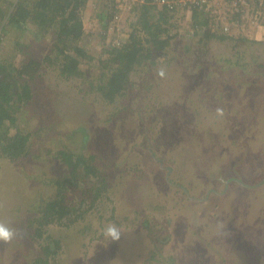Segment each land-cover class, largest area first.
I'll list each match as a JSON object with an SVG mask.
<instances>
[{
  "label": "rangeland",
  "instance_id": "obj_1",
  "mask_svg": "<svg viewBox=\"0 0 264 264\" xmlns=\"http://www.w3.org/2000/svg\"><path fill=\"white\" fill-rule=\"evenodd\" d=\"M208 1L214 2L215 24L216 20L223 24L222 16L230 15L226 0ZM106 2L89 0L80 10L88 33L82 43L95 56L106 46L121 45L136 16L132 9L122 10L117 21L113 19L105 30L96 12L106 9ZM173 14L172 20L180 31L174 42L177 52L168 63L166 56L160 57V62L149 70L151 74L143 79L145 85L156 86L143 89L148 92L145 101L151 100L148 108L152 113L157 111L156 119L149 122L151 136L158 137L156 140L149 142L141 130V109L146 108L141 106V96L125 103L127 107L133 104L134 109L127 119L112 123L113 119H106L109 110H114L112 106L94 102L90 118L69 117L62 124L70 141L73 126L88 122L90 137L98 142V152L108 163L109 197L81 221L84 223L50 228L65 249L60 254V264H143L145 259L151 264H170L172 260L175 264H264V68L257 69L256 62L237 67V60L246 58L250 51L262 52L264 59V50L260 44L250 42L212 40L206 54L186 55L187 43L197 37L183 34L188 33L193 21L192 11L184 7ZM249 14L236 16L230 30L219 31L264 41V15L257 13L253 18ZM9 30L4 33L9 36L4 46L13 56L11 59L21 65L34 57L43 66V77L34 85L33 104H27L28 112L23 110L22 117L23 121L29 118L37 124L31 114L53 112L44 100L56 91L49 84L56 83L60 90L69 89L72 95L77 91L58 80L56 72L43 61L50 43L38 40L29 29L21 37L32 45L27 53L14 46L20 38L19 30ZM160 70L163 76L159 75ZM240 80L247 83L242 87L236 83ZM254 95L255 100L248 101ZM218 108L226 110L225 116L217 113ZM227 110L231 111L228 117ZM251 110L261 112L259 119L253 118ZM75 114L70 112L71 116ZM236 121L241 129L230 131L234 138H224L227 126ZM180 125L182 130L164 133L165 129H178ZM114 126L123 127L126 134L113 135ZM213 126L218 139L212 141L209 131ZM80 134L76 133L77 138ZM39 142L23 161L12 163L0 157V222L18 231L10 243L0 242V264H33L39 245L26 231L27 218L33 213L34 202L57 192L51 180L67 171L56 155L60 148L58 138L50 134ZM145 219H150L148 225ZM110 223L121 231L118 242L103 235ZM84 226L87 229L82 231ZM155 236H170V240L158 244Z\"/></svg>",
  "mask_w": 264,
  "mask_h": 264
},
{
  "label": "trees",
  "instance_id": "obj_2",
  "mask_svg": "<svg viewBox=\"0 0 264 264\" xmlns=\"http://www.w3.org/2000/svg\"><path fill=\"white\" fill-rule=\"evenodd\" d=\"M251 1L258 3L256 0ZM88 3L89 0H0V157L12 163L23 161L33 153L39 141L48 138L51 134L53 138H58L60 148L56 155L67 168L65 174L51 180L52 184L57 186V192L45 200L34 202L33 213L27 218L26 231L39 245V252L35 255L33 264H60V254L65 249L62 240L56 237L50 228L53 225L69 228L84 223L81 221L88 218L95 208L98 209L105 202L109 192L108 163L98 152V142L90 137L88 122L83 121L73 126L71 130L73 140L67 141L69 134L61 128L64 120H68L69 117H73V120L82 116L90 118L89 114L94 109L91 103L98 102L107 107L112 106L114 110H109L106 119L109 121L113 119L112 123H115L117 120L127 119L130 112L134 111L133 104L127 107L125 103L129 100L133 102L134 97L141 96V106L146 107L145 110L141 109L142 115L139 121L141 130L146 140L149 142L156 140L158 137L151 136L152 128L149 122L151 119H156L157 111L152 113L151 108H148L151 100L145 101L148 99V92L143 91L144 88L148 91L156 86L154 83L145 85L143 79L151 74L149 70L160 62V57L166 56L165 60L168 63L172 60L173 53L177 52L174 42L180 36V31L177 22L172 20L174 7L159 6L145 1L138 2L129 9H132L136 16L130 21L131 30L121 45L106 46L97 56L91 54L82 43L83 37L88 33L80 14L81 8ZM104 7L106 9L103 8L101 12L96 13L101 18L102 27L107 30L117 12L115 0H108L104 3ZM260 10L256 8L251 15L257 13L264 15V11L260 12ZM191 11L193 21L187 30L188 33L183 34L185 37H197L187 43V49H184L186 55L195 53L198 57L199 52L206 54L209 41L212 40L250 42V45L260 44L264 50L262 40L221 32L223 25L217 20L215 24L213 20L216 11L210 14L199 7H192ZM232 15L235 16L233 21L236 20V15L242 17L241 14L230 11L229 17ZM10 28L19 30L20 38L14 46H18L24 52L30 53L28 50L32 46L25 38L21 39L29 29L34 31L38 40L50 43L43 61L56 72L58 80L68 83L77 91L72 95L69 89L60 90L56 83L49 84L56 91L54 90L55 93L46 96L44 100L48 101V107L52 108L53 112L42 111L41 113L47 114L40 116L35 112L31 114V117L37 118V124L28 121L29 118L23 121L22 117L25 113L23 110L27 111V104H33L34 85L43 77L40 71L43 66L34 57L25 59L21 65L11 59L13 56L4 46L5 38H9L4 36V33L9 32ZM261 54L262 52L250 51L246 58L237 60V67H248L252 62H256L257 69L264 68ZM255 59L256 61H252ZM147 64L150 66L147 67ZM245 81L240 80L236 83L243 87L247 83ZM261 94L263 96V92ZM223 97L222 101L227 103ZM256 97V95L250 96L248 101H254ZM70 112L76 114L71 116ZM230 112L227 110V117ZM250 112L253 118L259 119L260 111ZM251 118L250 116L249 119ZM187 119V124H190L191 117L188 116ZM241 127L236 121L227 126L222 136L228 138L232 129H241ZM174 130L170 127L169 130L165 129L164 133L167 131L170 135L182 130V126ZM78 131L82 134L77 138ZM113 131H115L113 135L126 134L123 127ZM209 133L212 141L218 139L214 126ZM229 137L234 138L235 135ZM104 139L102 138L101 143ZM49 150L51 151V148ZM223 195L227 196V192ZM112 216H115L114 210ZM116 220L119 222V219ZM148 222L150 219H145L146 225ZM118 225L122 224L118 223ZM87 226H84L82 231L86 230ZM159 237H154L158 244H167L170 240V236ZM172 258L170 256V259ZM150 261L145 259L142 263L151 264ZM171 262L175 264L173 260Z\"/></svg>",
  "mask_w": 264,
  "mask_h": 264
},
{
  "label": "built area",
  "instance_id": "obj_3",
  "mask_svg": "<svg viewBox=\"0 0 264 264\" xmlns=\"http://www.w3.org/2000/svg\"><path fill=\"white\" fill-rule=\"evenodd\" d=\"M145 1L155 3L159 6H168L170 8L174 7L173 12L184 7H187L190 10L192 7H199L204 11H208L210 14L216 11L214 7V2L210 3L208 0H115L117 6V12L115 13L113 19L117 21L119 14L122 10L130 9L136 3L138 2L142 3ZM256 1L258 2L257 4L253 3L251 0H226L227 9H229V12L231 11V13L233 12V13L241 14L242 16L249 13L251 14L252 11H254L256 8L258 9L260 8L261 9L260 12L264 11V0H256ZM255 15H252V17L254 18ZM236 16L237 18H239L240 15H236ZM222 17L224 18L221 19L224 30L225 31L230 30L231 24H233L235 21V20L233 21V15L230 17L224 15Z\"/></svg>",
  "mask_w": 264,
  "mask_h": 264
},
{
  "label": "clouds",
  "instance_id": "obj_4",
  "mask_svg": "<svg viewBox=\"0 0 264 264\" xmlns=\"http://www.w3.org/2000/svg\"><path fill=\"white\" fill-rule=\"evenodd\" d=\"M159 75L161 76L164 75L163 70H160ZM217 113L219 115H223V110L218 108ZM17 235H18V231L15 228L8 226L4 222H0V242L8 244ZM103 235L106 239L110 240L111 242H118L121 239L120 229L115 224H111V223L103 230Z\"/></svg>",
  "mask_w": 264,
  "mask_h": 264
},
{
  "label": "crops",
  "instance_id": "obj_5",
  "mask_svg": "<svg viewBox=\"0 0 264 264\" xmlns=\"http://www.w3.org/2000/svg\"><path fill=\"white\" fill-rule=\"evenodd\" d=\"M192 15V14H191ZM192 18H193V15H192Z\"/></svg>",
  "mask_w": 264,
  "mask_h": 264
}]
</instances>
